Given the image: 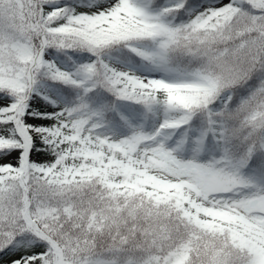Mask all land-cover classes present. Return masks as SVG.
I'll return each mask as SVG.
<instances>
[{
  "label": "snow or ice",
  "instance_id": "6c2138e0",
  "mask_svg": "<svg viewBox=\"0 0 264 264\" xmlns=\"http://www.w3.org/2000/svg\"><path fill=\"white\" fill-rule=\"evenodd\" d=\"M0 264H264V0H0Z\"/></svg>",
  "mask_w": 264,
  "mask_h": 264
}]
</instances>
